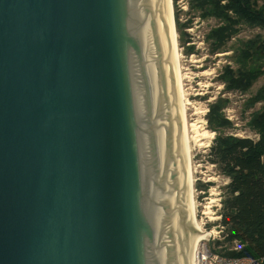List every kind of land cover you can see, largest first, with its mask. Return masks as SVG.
I'll use <instances>...</instances> for the list:
<instances>
[{"label":"water","instance_id":"obj_1","mask_svg":"<svg viewBox=\"0 0 264 264\" xmlns=\"http://www.w3.org/2000/svg\"><path fill=\"white\" fill-rule=\"evenodd\" d=\"M169 0H0V264H195Z\"/></svg>","mask_w":264,"mask_h":264},{"label":"trees","instance_id":"obj_2","mask_svg":"<svg viewBox=\"0 0 264 264\" xmlns=\"http://www.w3.org/2000/svg\"><path fill=\"white\" fill-rule=\"evenodd\" d=\"M179 1L173 0L175 23L186 54L195 51L187 31L194 21L215 19L204 41L210 55L231 51V62L218 73L224 93H250L264 74V0H187L190 17L186 21L181 20ZM244 27L260 32L240 38ZM230 102L221 93L207 113L208 126L215 132L208 161L229 179L220 212L225 238L215 241L220 248L212 249L227 256H258L264 252V84L247 99L248 108L261 103L249 121L257 139L228 131L233 126L225 112ZM208 186L198 184L199 189Z\"/></svg>","mask_w":264,"mask_h":264},{"label":"rangeland","instance_id":"obj_3","mask_svg":"<svg viewBox=\"0 0 264 264\" xmlns=\"http://www.w3.org/2000/svg\"><path fill=\"white\" fill-rule=\"evenodd\" d=\"M178 6L182 9L181 20L186 21L187 18L190 17L187 13V0H180ZM216 22L215 19L201 20L197 18L193 26L187 30L192 37V43L195 44V51L191 55L186 54L184 47L181 46L182 44L180 40H178L183 93L184 97L188 99L186 102H189V104L186 105L188 121L197 122L201 125V131L206 129L212 131L207 122L209 104L222 93L223 96L231 100L230 105L225 109L226 115L233 123V126L228 131L240 136H249L257 139L258 134L250 128L249 121L252 112L259 108L261 103L253 108H248L247 99L251 95H254L264 84V74L254 84L250 93H224V85L218 80V73L225 64L231 62V51L214 56L210 55L208 53L207 44L204 41L205 33L214 26ZM258 32H260L259 28L251 29L244 27L238 37L248 38ZM189 128L190 135H194L195 133L191 130V127ZM214 137H204L203 145H198L199 142L196 141L195 137L191 138L196 216L201 229L205 232L221 228L220 212L222 209V200L227 192L226 186L229 182V179L220 173L219 169H217L214 164L208 161L207 154ZM207 183H209V186L206 190L198 188V184L204 185ZM212 200H214V202H210ZM207 205L211 206V213L208 214L206 213ZM212 217H215V219H212ZM205 229H207V231ZM213 240L209 243L210 248H220L216 245L215 241L217 240Z\"/></svg>","mask_w":264,"mask_h":264},{"label":"bare ground","instance_id":"obj_4","mask_svg":"<svg viewBox=\"0 0 264 264\" xmlns=\"http://www.w3.org/2000/svg\"><path fill=\"white\" fill-rule=\"evenodd\" d=\"M169 4H170V9H171V13H172V20H173V29H174V33H173V43H174V50H175V55L177 57V61H178V83H179V101H181L183 103V109H184V115H183V122H184V131H185V140H186V149H187V157H188V168L191 171V181H192V185H191V195H192V218H193V222L195 224V228H196V232L198 234H207V232L203 231L198 223V219L196 216V203H195V187H194V172H193V165H192V144H191V138L196 139V141L199 142L198 145H203V138L204 137H214V132L206 129L201 131V125H199L197 122H189L188 118H187V108L186 105L189 104L188 99H186L184 97V93H183V79H182V72H181V65H180V52H179V44H178V33L176 30V23H175V15H174V5H173V0H169ZM202 121V120H201ZM191 130L195 133L194 135H190V128ZM210 202H214V200L210 201ZM211 206L207 205L206 206V213H211L210 211ZM212 219H215V217H212ZM205 238H202L198 241L197 243V247L195 250V257L197 254V249L199 247V245L201 244V242L204 240ZM195 262V261H194ZM196 264V262H195Z\"/></svg>","mask_w":264,"mask_h":264},{"label":"built area","instance_id":"obj_5","mask_svg":"<svg viewBox=\"0 0 264 264\" xmlns=\"http://www.w3.org/2000/svg\"><path fill=\"white\" fill-rule=\"evenodd\" d=\"M207 231V229H205ZM210 241L222 240L224 238V226L220 229L207 231ZM205 238L197 249L195 257L196 264H264V252L258 256H227L210 248Z\"/></svg>","mask_w":264,"mask_h":264}]
</instances>
